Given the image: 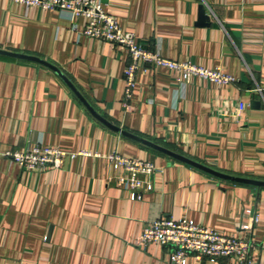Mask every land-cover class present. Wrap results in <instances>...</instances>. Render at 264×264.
Wrapping results in <instances>:
<instances>
[{
  "label": "crops",
  "instance_id": "crops-1",
  "mask_svg": "<svg viewBox=\"0 0 264 264\" xmlns=\"http://www.w3.org/2000/svg\"><path fill=\"white\" fill-rule=\"evenodd\" d=\"M102 3L144 47L220 68L236 81L194 76L180 83L167 67H142L126 107L130 59L122 46L85 35L84 17L0 0V48L56 65L121 130L98 119L54 69L0 54V264H173L170 247L138 243L144 224L159 217L238 234L253 244L248 264H264V186L219 177L124 133L264 180V94L257 90L264 89V0ZM37 143L89 154L38 171L3 154ZM112 153L163 171L132 198ZM187 264L233 261L191 255Z\"/></svg>",
  "mask_w": 264,
  "mask_h": 264
},
{
  "label": "built area",
  "instance_id": "built-area-1",
  "mask_svg": "<svg viewBox=\"0 0 264 264\" xmlns=\"http://www.w3.org/2000/svg\"><path fill=\"white\" fill-rule=\"evenodd\" d=\"M26 7L38 6L43 9H56L67 13L71 19L84 17L82 32L90 37L122 46L128 53L129 63L125 68L126 82L123 104L127 107L136 86V77L140 68L164 66L170 69L177 82L190 81L194 76L219 83H231L236 78L220 68H206L192 61H178L144 47L131 31L124 30L116 16L108 13L102 0H12ZM264 94L263 88L257 89ZM245 103L239 102V110ZM28 171L60 168L68 155L89 154L87 151L69 152L55 146L37 143L25 150H8L3 153ZM116 167H122L124 173L118 177L120 183L131 192L132 198H139V191L153 187L151 178L163 169L152 161L130 157L120 153L109 155ZM258 220L254 217V221ZM249 225H240L248 229ZM156 242L170 247L169 259L173 264H187L191 255L198 260L205 257L230 259L233 264H248L253 244L238 234L228 235L218 229L207 227L188 217H159L144 224L138 237V243L148 245Z\"/></svg>",
  "mask_w": 264,
  "mask_h": 264
},
{
  "label": "water",
  "instance_id": "water-1",
  "mask_svg": "<svg viewBox=\"0 0 264 264\" xmlns=\"http://www.w3.org/2000/svg\"><path fill=\"white\" fill-rule=\"evenodd\" d=\"M204 6L202 7V11H201V14L204 15L205 14V11L203 10ZM204 18L205 15H204ZM0 54H3V55H9V56H13V57H18V58H23V59H28V60H32V61H36L38 63H41L43 65H46L52 69H54L55 71H57L64 79L65 81L72 87V89L79 95L80 99L86 104V106L92 111V113L98 118L100 119L101 121H103L104 123H106L108 126L114 128V129H117V130H120L119 127L113 125L112 123H110L107 119H105L104 117H102L97 111H95V109L90 105V103L83 97V95L75 88V86L72 84V82L62 73V71L56 66L54 65L53 63H51L50 61L44 59V58H41L39 56H36V55H31V54H27V53H21V52H16V51H11V50H7V49H3V48H0ZM121 131V130H120ZM124 133L134 137L135 139H138L140 141H143L147 144H150L152 146H155L156 148L160 149L161 151H164L165 153L181 160V161H184V162H187L191 165H194L196 167H199L205 171H208L214 175H217L219 177H222V178H226V179H230V180H233V181H237V182H244V183H249V184H254V185H258V186H264V180L262 179H256V178H250V177H242V176H236V175H232V174H228V173H223L221 171H218L204 163H201L199 161H196L194 159H191L189 157H186L184 155H181L179 153H176L168 148H165L163 146H160V145H157V144H154L152 143L151 141H148L146 139H143V138H140V137H137L135 135H132L130 133H127L126 131H124Z\"/></svg>",
  "mask_w": 264,
  "mask_h": 264
}]
</instances>
